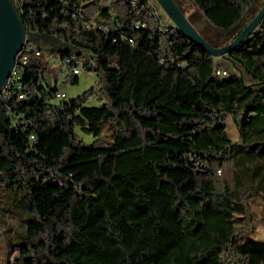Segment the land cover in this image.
<instances>
[{"label":"trees","instance_id":"16d2710c","mask_svg":"<svg viewBox=\"0 0 264 264\" xmlns=\"http://www.w3.org/2000/svg\"><path fill=\"white\" fill-rule=\"evenodd\" d=\"M150 1L14 0L28 33L73 51L27 43L24 98L2 104L0 187L27 192L37 218L5 264H264V241L244 238L252 201L264 207V17L221 58L242 76H222ZM189 1L228 31L254 0ZM65 58L97 87L61 102ZM76 129L110 142L87 146Z\"/></svg>","mask_w":264,"mask_h":264},{"label":"rangeland","instance_id":"374dc122","mask_svg":"<svg viewBox=\"0 0 264 264\" xmlns=\"http://www.w3.org/2000/svg\"><path fill=\"white\" fill-rule=\"evenodd\" d=\"M185 9V17L195 26L196 31L199 35L208 42L213 47H221L230 43L238 33L253 19L257 14L259 9L264 3V0H254L252 4L246 9L245 14L237 25L228 31H220L212 28L196 10V8L191 4L189 0H180ZM156 8V14L159 16L161 23L168 25L170 20L166 17L164 12L160 9L157 3L153 0L151 1ZM41 47L48 48L52 43L50 40L41 41ZM58 45V44H55ZM30 47H34L30 45ZM28 48V49H31ZM70 51H73L71 47ZM221 66L227 71L242 76L241 72H238L234 67H232L228 62L219 59ZM56 67V66H55ZM66 75L59 74L56 70L57 78V88L58 91H62L65 94V98L60 99L57 95V101L66 102L81 95L84 91L97 87L96 78L94 75H88L87 72L81 70L80 75L77 77V83L72 82V77L63 69ZM87 105H98L95 100H90ZM228 131L231 138L236 139V133L234 129L228 123ZM78 137L87 146L94 147H106L110 142L108 138V132H104L100 137L95 138L76 129ZM29 196L27 192L21 191H10L4 187H0V264H5L6 257V246L10 249L13 243L22 242L25 234V226L27 222L37 218L34 214L29 211ZM251 210L254 216V226L251 233L245 235V240L254 239L264 241V207L258 201H252ZM13 256H9V262L13 263Z\"/></svg>","mask_w":264,"mask_h":264},{"label":"water","instance_id":"95a60500","mask_svg":"<svg viewBox=\"0 0 264 264\" xmlns=\"http://www.w3.org/2000/svg\"><path fill=\"white\" fill-rule=\"evenodd\" d=\"M173 26L182 33L193 44L203 49L213 58L221 59L233 48L247 43L248 38L259 27L264 17V3L253 17V19L238 33V35L227 45L213 47L206 42L183 15L173 0H154ZM50 40L52 43L48 48L41 47V41ZM27 43L35 45L37 49H42L46 53L53 51H70L67 44L62 43L57 38L47 34L28 33L19 16L13 0H0V93L5 86L7 78L14 65L16 55L26 46ZM58 44V45H55ZM7 117L3 112L0 101V123L6 126Z\"/></svg>","mask_w":264,"mask_h":264},{"label":"built area","instance_id":"2783aa9c","mask_svg":"<svg viewBox=\"0 0 264 264\" xmlns=\"http://www.w3.org/2000/svg\"><path fill=\"white\" fill-rule=\"evenodd\" d=\"M128 2L131 5H135V3H136V2H133L132 0H128ZM14 4H15V2H14ZM150 5L151 6L153 5V3L151 1H150ZM16 8H17V6H16ZM84 26H85L86 29H91V28L94 27V24L92 22H88V23H85ZM27 59H25V60H27ZM63 63H66V70L72 76L78 77L80 75V73H81V63H80L79 60H77V59H74L73 60L71 58H65L63 60ZM87 73H88V75H90V72H87ZM226 74H227V71L222 66H218L216 68V75L225 76ZM4 90L16 91V98H17V87H16V84H15V69H11V72L9 74V77L7 78V81H6L5 86L3 87L2 91H4ZM2 91L0 93V101H1V97H2ZM58 97L60 99H63V98H65V94L62 91H60L58 93ZM17 100H21V99H17ZM4 114L6 115V117L8 119L9 118L8 117V113H4ZM12 125H14V123H12ZM30 139H31V141L34 140V138L32 136H30Z\"/></svg>","mask_w":264,"mask_h":264},{"label":"bare ground","instance_id":"6f19581e","mask_svg":"<svg viewBox=\"0 0 264 264\" xmlns=\"http://www.w3.org/2000/svg\"><path fill=\"white\" fill-rule=\"evenodd\" d=\"M132 1L136 2L137 0H132ZM135 28H137V27H135ZM22 49L24 51H26L24 47ZM22 49L16 55V58H15V61H14V65L12 67V69H15V84H16V87H17V99H21V100L24 98V95L21 92L22 86L20 84V80H21V77H22L23 66H25L26 63H27V60H25V59L28 58L27 55H26L27 53L26 52L24 53V51L22 52ZM39 52H41V51L35 50L34 54L37 56V55L40 54ZM54 66H56V67L59 66L60 68L64 69V68H66V63H63V61H62L61 64H54ZM64 74H65V72L62 71L61 75H64ZM13 96L16 97V91H12V90H4V91H2L1 103L3 104L4 102H7Z\"/></svg>","mask_w":264,"mask_h":264}]
</instances>
